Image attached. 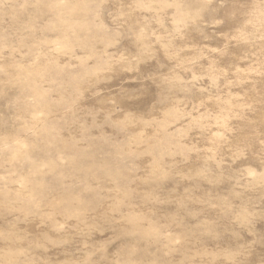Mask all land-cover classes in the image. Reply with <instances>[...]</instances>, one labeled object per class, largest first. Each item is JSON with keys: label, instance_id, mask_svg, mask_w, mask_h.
Instances as JSON below:
<instances>
[{"label": "rangeland", "instance_id": "rangeland-1", "mask_svg": "<svg viewBox=\"0 0 264 264\" xmlns=\"http://www.w3.org/2000/svg\"><path fill=\"white\" fill-rule=\"evenodd\" d=\"M0 264H264V0H0Z\"/></svg>", "mask_w": 264, "mask_h": 264}]
</instances>
